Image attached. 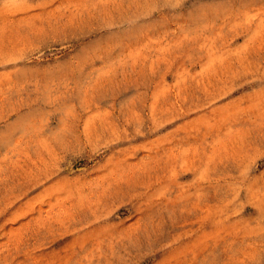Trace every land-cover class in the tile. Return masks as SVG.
<instances>
[{
  "label": "rangeland",
  "instance_id": "374dc122",
  "mask_svg": "<svg viewBox=\"0 0 264 264\" xmlns=\"http://www.w3.org/2000/svg\"><path fill=\"white\" fill-rule=\"evenodd\" d=\"M0 264H264V0H0Z\"/></svg>",
  "mask_w": 264,
  "mask_h": 264
}]
</instances>
